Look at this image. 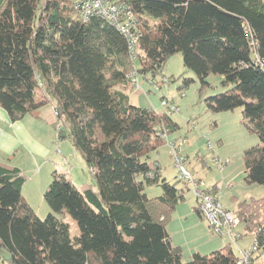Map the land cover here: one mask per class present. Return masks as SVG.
<instances>
[{
	"label": "trees",
	"instance_id": "16d2710c",
	"mask_svg": "<svg viewBox=\"0 0 264 264\" xmlns=\"http://www.w3.org/2000/svg\"><path fill=\"white\" fill-rule=\"evenodd\" d=\"M118 1L137 19L133 53L101 15L83 21L75 0H0V105L12 122L31 114L68 137L97 185L54 170L43 192L51 211L41 218L22 195V171L0 161V254L7 264H235L230 243L188 261L171 244L165 224L184 195L149 155L178 124L130 103L127 90L132 71L155 76L175 53L201 88L209 74L223 76L229 88L205 102L212 111L241 107L259 138L243 154L245 178L264 185V70L254 60H264V0ZM47 104L55 118L39 112ZM146 184L161 194L148 197ZM261 201L239 202L234 211L257 250ZM64 213L78 235H70Z\"/></svg>",
	"mask_w": 264,
	"mask_h": 264
},
{
	"label": "rangeland",
	"instance_id": "374dc122",
	"mask_svg": "<svg viewBox=\"0 0 264 264\" xmlns=\"http://www.w3.org/2000/svg\"><path fill=\"white\" fill-rule=\"evenodd\" d=\"M138 78V88L131 87L127 90L130 103L163 113L167 112V109L161 104V100L167 98L178 109L175 113L167 112L169 117L178 124V129L168 132L166 138L162 136L165 138L163 140L165 142L149 155V161L159 160L161 162L165 180L174 184L184 195V199L178 202L165 224L171 242L180 249L184 261H188L194 252L207 255L222 249L232 240L225 234L214 233L208 226L205 217L199 218L193 211V207L197 206V198L189 182L180 176L179 169L175 167L172 152L176 148L175 146L180 147L179 153L185 159L181 165L192 178L202 179L205 182V188L206 184L217 183L214 188L220 193L221 203L227 204L234 213L239 202H251V199L264 198V185L249 183L246 180L243 160L244 152L258 144L259 138L251 125L243 118L241 107L222 111H212L207 107L205 98L225 92L229 86L224 84L223 76L211 73L206 78L208 85L201 88V82L196 74L183 65L181 53H175L168 57L161 72L157 75L139 73ZM162 78H166L169 82L162 83ZM185 78L189 79L186 84ZM39 112L44 116L47 114L53 116L49 104L40 108ZM53 118L55 117L53 116ZM43 125H47L50 132L54 129V152L61 151V157L67 158L73 166V171L70 165L66 166L70 175L72 173L73 181L77 184L88 182L96 190L97 185L93 174L69 138H58L55 128L49 124L44 123ZM170 142L173 143L171 144L173 147H170ZM37 159L40 164L39 157ZM21 171L27 178L25 180L27 181L26 188H29L31 184L28 179L32 178L35 169L24 167ZM57 172L65 174L69 178L68 172L64 173L60 170ZM143 190L150 198L161 194V188L156 184H146ZM260 203L264 205L263 201ZM258 207L256 206L255 210H259ZM189 212H192L193 215ZM261 214L264 217L262 212ZM62 220L69 225L72 237L79 234L78 226L69 214L64 213ZM245 229L244 223H239L235 228V231L241 232L242 237L236 243H231L234 253H237L240 247L249 248L252 239H254L252 234L243 233ZM243 248L242 250H245ZM7 256L5 252L0 254V264L8 263L4 261ZM253 258H255V264H264V245L250 257L252 263Z\"/></svg>",
	"mask_w": 264,
	"mask_h": 264
},
{
	"label": "crops",
	"instance_id": "0c3cea01",
	"mask_svg": "<svg viewBox=\"0 0 264 264\" xmlns=\"http://www.w3.org/2000/svg\"><path fill=\"white\" fill-rule=\"evenodd\" d=\"M43 124L44 122L42 123L40 119L32 116L31 114H26L20 120L12 122L10 121L5 109L0 105V161H7L10 165L21 169L24 167L31 170L35 169V172L31 176L32 178L28 179L31 184L30 187L26 188L27 181L23 184L22 195L39 217H43L51 211L48 205L44 203L45 200L43 198V192L50 183L52 177L51 174L54 170H60L64 173L68 172L69 178L73 183L77 184L73 181V177H71L72 173L70 175V172L66 170V166L70 165L73 171V166L69 163V160L65 157H61V151L57 150V152H54V129L50 132V128ZM63 152L66 153L64 150ZM37 157H39V161H41L40 164H38L39 162ZM156 163L160 168L159 173L161 177L165 178V175L162 174L161 162L158 160ZM198 180L203 181L202 179ZM216 184L217 183L206 184V188L212 190ZM215 192L216 196L220 200V193L217 192V190H215ZM197 202L198 201H196L197 206L193 207V211L199 218H204L198 209ZM223 205L228 209L230 208L227 204ZM189 214L193 215L192 212H189ZM236 232L240 234L241 238V232ZM243 233H245V231ZM171 244L173 245L172 242ZM173 246L177 247L175 245ZM240 248L242 249L243 247ZM245 248L246 247L243 249ZM255 256L256 254L254 257Z\"/></svg>",
	"mask_w": 264,
	"mask_h": 264
},
{
	"label": "built area",
	"instance_id": "2783aa9c",
	"mask_svg": "<svg viewBox=\"0 0 264 264\" xmlns=\"http://www.w3.org/2000/svg\"><path fill=\"white\" fill-rule=\"evenodd\" d=\"M75 5L83 21L89 20L94 15H101L107 19L123 34L131 48V53H133V43L139 37L140 32L137 27V19L124 2H119L118 0H75ZM254 60L264 70V60L256 55ZM129 80L131 87L138 88L139 78L136 71L130 73ZM161 82L168 83L169 81L166 78H162ZM161 104L167 109L168 113L178 111L177 106L167 98H162ZM162 136L166 138V134ZM171 144L173 143H169L170 147H173ZM175 147L177 150L174 148L172 152L175 167L179 169L180 176L189 182L197 198L198 209L208 221L209 227L218 235H227L232 240L230 244L236 243L237 239L240 238V234L235 231L239 224L238 217L220 202L216 194L206 191L207 188H205L203 181L192 178L190 173L181 165L185 159L179 153L180 147ZM256 251L257 241L253 239L249 248L245 250L238 248V259L235 264H253L250 257Z\"/></svg>",
	"mask_w": 264,
	"mask_h": 264
}]
</instances>
